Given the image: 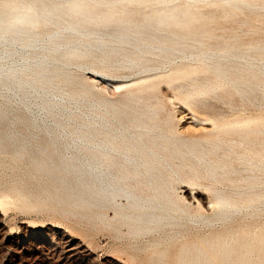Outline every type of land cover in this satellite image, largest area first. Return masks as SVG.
I'll use <instances>...</instances> for the list:
<instances>
[{
  "label": "bare ground",
  "instance_id": "obj_1",
  "mask_svg": "<svg viewBox=\"0 0 264 264\" xmlns=\"http://www.w3.org/2000/svg\"><path fill=\"white\" fill-rule=\"evenodd\" d=\"M10 206L151 236L149 264H264V0H0Z\"/></svg>",
  "mask_w": 264,
  "mask_h": 264
},
{
  "label": "rangeland",
  "instance_id": "obj_2",
  "mask_svg": "<svg viewBox=\"0 0 264 264\" xmlns=\"http://www.w3.org/2000/svg\"><path fill=\"white\" fill-rule=\"evenodd\" d=\"M230 26H235V24L230 23ZM254 36L257 37V35ZM102 82L103 80L101 82L97 80V87ZM111 85L109 84V86ZM102 86L99 89L106 92L107 89ZM111 87L115 90L114 85ZM168 89L166 85H162L160 93L167 103V108H170L169 110L174 113L175 124L188 128L189 118H192L191 111L180 101L174 90ZM174 101L177 102L174 103ZM170 102H172L171 105ZM178 102L181 103L177 104ZM185 107L189 111H186ZM257 112L254 109L247 111L252 115ZM187 185L185 182L180 183L177 188L178 193L181 194L182 188ZM188 187L194 191L198 186L190 187L188 185ZM195 191L205 192L201 187ZM0 217H2L0 218V264H149L152 254L149 250H136L137 245L150 241L151 236L145 237L142 241L139 240L141 242H132L126 237H115L110 231L93 228L73 217H66L58 213L27 211L10 206L3 210ZM188 236L190 238L191 234ZM188 236L185 239H188ZM182 240L171 244L169 256L172 259L168 256L166 264L174 262L172 256ZM71 244L79 249L70 251ZM142 257L144 260L141 259Z\"/></svg>",
  "mask_w": 264,
  "mask_h": 264
}]
</instances>
